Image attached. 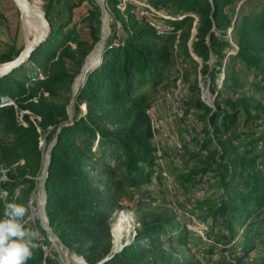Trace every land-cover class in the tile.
<instances>
[{"label":"trees","instance_id":"trees-1","mask_svg":"<svg viewBox=\"0 0 264 264\" xmlns=\"http://www.w3.org/2000/svg\"><path fill=\"white\" fill-rule=\"evenodd\" d=\"M145 1L167 15L166 30H125L116 45L108 44L103 60L86 75L76 94L86 109L71 122L65 103L74 72L66 68L64 59L66 55L74 59L67 53L70 41L82 46L83 59L97 40V26H92L91 40H83L75 24L69 25L72 17L68 13L64 18L50 17L47 4L50 40L0 76V167L8 169L20 158L24 164L32 163L28 176H0V189L12 195L19 188L26 198L34 186L32 175L40 167L41 150L29 110L41 116L37 124L42 128L52 126L45 135V144L50 145L44 210L49 226L68 250L92 264L105 256L101 264H201L182 251L189 245L188 230L167 215H141L133 239L119 251H110L113 212L122 206V198L139 203L135 190L156 171L146 108L163 79L167 60L143 40L167 44L187 20L175 13L189 0ZM236 1L201 0L208 32H201L191 50L204 60L210 54L218 59L212 69L206 62L202 67L215 94L211 106L194 96L193 106L203 112L204 124L195 138L198 148L189 153L190 166L180 175L184 187L208 181L207 194L195 201L194 208L201 210L203 219L209 218L208 235L216 232L215 239L224 240L222 249L236 254L224 264H244L254 244L264 242V101L256 94L264 89V0H244L242 11L235 9ZM79 2L72 0L66 8ZM214 24L223 34L229 29L237 45L225 59L228 40L211 30ZM185 41L183 51L190 58ZM5 45L0 62L20 51ZM37 61H49L51 69L45 72ZM216 76L221 88L214 82ZM6 96L13 98L15 106L7 104ZM55 98L61 104L56 105ZM38 245L27 264H60L39 241Z\"/></svg>","mask_w":264,"mask_h":264},{"label":"rangeland","instance_id":"rangeland-1","mask_svg":"<svg viewBox=\"0 0 264 264\" xmlns=\"http://www.w3.org/2000/svg\"><path fill=\"white\" fill-rule=\"evenodd\" d=\"M26 1L41 8L44 12L45 7L49 4L52 12L49 14L50 17L56 14L59 18H64L68 13L72 17L69 25L75 24L78 36L83 40L90 41L92 26L94 24L97 26V40L93 41L83 59L80 58L83 50L81 45H76L70 41L67 48V53L74 57L71 59L69 55H66L64 59L66 68L74 72L70 84V98L65 103L69 122L72 121L73 116H79L85 111V101H78L76 94L86 75L103 60L104 49L108 44L116 45L119 42L118 36L124 34L125 30L150 27L155 33H163L167 28L165 25L167 23L164 21L167 15L162 10L152 7L145 0H100V2L98 0H80L72 9L66 8V3L72 0ZM243 1L237 0L235 9L242 11ZM141 10H143L142 13H140ZM175 14L178 18H187V20L181 29L176 31L170 42L163 44L158 39L143 40L147 44H153L154 50H157L167 60L163 79L160 84L156 85L155 93L146 108L153 133L151 142L155 147L153 162L154 165L158 164V166L155 168L156 173L152 174L150 180L142 183L141 187L135 190L140 196V202L135 203L134 200L122 198L120 200L122 206L113 212L109 228L110 251L112 252L113 249L115 252L119 251L133 239L135 228L139 225L138 218L141 215L147 217L155 214L158 216L167 215L173 217L174 222L181 224L189 232V245L187 248H182L186 256L199 260L201 264H224V262H232L236 254L222 249L221 245L224 244V240H216L214 237L217 236L214 235L216 232L213 235H208L209 218L203 219L200 216L201 210L194 208L195 201L207 194L208 181L193 186L187 183L185 187L180 182V175L187 171L191 163L188 161L189 153L198 148L195 138L201 135L200 129L204 124L203 112L193 106L194 96L211 106L215 94L209 84V73L205 74L202 71L203 63H208L212 69V64H215L218 59L210 54L209 58L204 60L191 50L192 42L202 34L201 32L204 31V35L208 32L205 10L201 0H189ZM95 17L99 21H96ZM22 21V16L13 0H0V51L6 47L5 44H12L20 50L32 35L39 32L34 29L25 33ZM211 30L228 40L224 59L227 58L228 54L235 52L237 45L233 41L229 29L223 34L220 29H216L214 24ZM113 31L115 36H112ZM47 38L42 43L46 42L42 46L41 43L39 47L47 44V41L50 40ZM184 38H186L185 46H187L190 58L183 51L182 40ZM89 58L90 61L87 63ZM76 62H79V67ZM49 63V61L48 63L37 61L36 65L42 66L44 71L48 72L51 69L48 66ZM219 76H216L214 82L221 88L222 82ZM191 88L195 89L194 93H191ZM256 94L264 101V89L260 88ZM6 98L7 104L15 106L13 98H8V96ZM53 101L57 103L56 105L61 104L59 98H55ZM27 113H29L32 122L36 124L37 146L41 150V162L38 172L32 175L33 188L26 195V198L20 194L19 202L27 203L29 199L32 201L29 210L30 220L32 226L40 227L42 230L39 244L46 254L56 257L60 264H92L85 261L77 253L68 250L49 226L45 211L42 208L44 198L42 177L44 175L43 165L50 145V143L45 144V135L52 126L48 125L42 128L37 124L41 120V116L29 110ZM18 116L21 117L20 113ZM19 121L25 124L22 118ZM24 162L26 161L20 158L8 169L1 166L0 176L2 178L7 175L28 176L31 174L32 163L27 161L24 164ZM15 190L12 195L9 194V200H12L16 195ZM3 209L4 201L0 200V215H3ZM118 224H120L121 230L119 236L115 238L113 228ZM210 247L211 249H209ZM244 264H264V242L254 244L253 248L248 251Z\"/></svg>","mask_w":264,"mask_h":264},{"label":"clouds","instance_id":"clouds-1","mask_svg":"<svg viewBox=\"0 0 264 264\" xmlns=\"http://www.w3.org/2000/svg\"><path fill=\"white\" fill-rule=\"evenodd\" d=\"M12 200L7 190L0 191L4 201L3 215L0 216V264H27L37 248L41 233L32 226L29 210L32 201H20V189H16Z\"/></svg>","mask_w":264,"mask_h":264},{"label":"water","instance_id":"water-1","mask_svg":"<svg viewBox=\"0 0 264 264\" xmlns=\"http://www.w3.org/2000/svg\"><path fill=\"white\" fill-rule=\"evenodd\" d=\"M15 3L20 15L23 16H37L40 30L38 33L34 34L29 38L18 54L12 58L11 60H8L6 62L0 63V76H3L4 74L8 73L10 70L24 62L30 55L32 51H34L50 34V26L49 22L46 18L44 10L41 8L32 5L31 3L27 2L26 0H13ZM104 12V11H103ZM49 155H47L45 161H44V175L42 177V190L44 192V198H43V205L42 208L44 209L45 206V190H44V179L46 175L47 165H48ZM45 211V210H44ZM115 250L111 253H114ZM108 256H105L102 258L97 264H101L104 259H106Z\"/></svg>","mask_w":264,"mask_h":264},{"label":"bare ground","instance_id":"bare-ground-1","mask_svg":"<svg viewBox=\"0 0 264 264\" xmlns=\"http://www.w3.org/2000/svg\"><path fill=\"white\" fill-rule=\"evenodd\" d=\"M98 1L100 2V0H98ZM22 20H23L22 21L23 22V26L25 28V33H27V31H29V30H34V29H36L37 31L40 30V25H39V21H38L37 16H23ZM89 61H90V58L87 59V63ZM43 169H44V167H43ZM120 230H121L120 224L116 225L113 228V234L115 235V238H117L119 236Z\"/></svg>","mask_w":264,"mask_h":264},{"label":"built area","instance_id":"built-area-1","mask_svg":"<svg viewBox=\"0 0 264 264\" xmlns=\"http://www.w3.org/2000/svg\"><path fill=\"white\" fill-rule=\"evenodd\" d=\"M149 9H151V8H149ZM143 12V10H141L140 11V13H142ZM144 12H146V11H144ZM158 166V164H155V168ZM163 174L165 175V172H163Z\"/></svg>","mask_w":264,"mask_h":264}]
</instances>
